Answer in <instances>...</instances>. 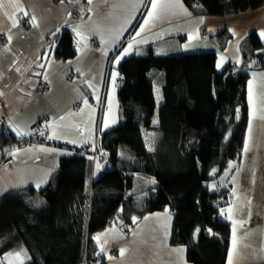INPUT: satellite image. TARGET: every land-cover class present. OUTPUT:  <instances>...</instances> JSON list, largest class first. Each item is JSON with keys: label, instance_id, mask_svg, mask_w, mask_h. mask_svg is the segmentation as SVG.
Listing matches in <instances>:
<instances>
[{"label": "crops", "instance_id": "obj_1", "mask_svg": "<svg viewBox=\"0 0 264 264\" xmlns=\"http://www.w3.org/2000/svg\"><path fill=\"white\" fill-rule=\"evenodd\" d=\"M178 3L187 13L175 6L177 0H0V130L28 139L33 126L41 124L48 140L5 147L15 163L0 164V198L15 189L41 190L61 158L83 148L92 153L91 190L108 169L95 152L101 133L122 121L120 64L150 54L214 52L217 71L245 66L249 74L242 157L222 173L231 182L226 181L231 192L224 207L230 223L226 264H264V68L257 67L256 58L245 63L248 37L256 32L264 43V5L214 16ZM68 30L77 56L62 61L56 36ZM258 52L264 57V49ZM160 84L155 87L158 107L164 99ZM147 133L158 137V131ZM173 226V215L165 210L130 228L114 222L94 238L106 264H189L187 248L172 243ZM0 264H5L1 256Z\"/></svg>", "mask_w": 264, "mask_h": 264}, {"label": "trees", "instance_id": "obj_2", "mask_svg": "<svg viewBox=\"0 0 264 264\" xmlns=\"http://www.w3.org/2000/svg\"><path fill=\"white\" fill-rule=\"evenodd\" d=\"M183 2L214 16L264 5V0ZM56 38L57 58L74 59L73 33L63 31ZM245 49V63L256 58L257 67L264 68L263 54L256 53L264 43L256 32L248 37ZM216 64L214 52L150 54L122 62L118 68L123 81L122 121L101 133L99 145L108 169L89 190L92 153L75 149L73 155L61 158L58 170L41 190L5 193L0 198V256L14 255L19 264H106L96 234L114 222L130 228L135 218L139 221L148 213L169 210L174 218L172 243L187 248L189 264H226L230 223L220 214L231 188L211 190L207 183L221 176L230 161L242 157L249 74L245 66H228L219 72ZM157 84L164 98L160 107ZM149 131H158L152 150L146 141ZM35 142L0 130L2 155H10V149H5L9 143L21 147ZM139 177L154 180V186L136 194ZM21 249L28 257L15 256Z\"/></svg>", "mask_w": 264, "mask_h": 264}, {"label": "rangeland", "instance_id": "obj_3", "mask_svg": "<svg viewBox=\"0 0 264 264\" xmlns=\"http://www.w3.org/2000/svg\"><path fill=\"white\" fill-rule=\"evenodd\" d=\"M156 136L157 135H155V133H150V134L149 133H146V138H147L146 141H147V144H149L151 150L155 147V144L157 143L158 137H156ZM95 152H96V154L98 156H100V150H99V148H96V151ZM225 174L224 175L222 174L223 176L221 175V176L215 178L214 180H211L209 183H207L208 187L211 190H217V189H220L221 190V189H223L225 187V185H226V181L229 182L228 179L225 180V178H226ZM229 183L231 184V182H229ZM154 184H155V181L154 180L148 179L146 177H139V178H137V181H136V190H135V192H136V194L137 193H140V192L142 193L146 189L152 188L154 186ZM148 214H150V213H148ZM142 218L140 217L139 221ZM19 253H22V255H25V256L28 257V255H27V253H26V251L24 249H21L19 251ZM1 258H2L3 262L5 261V264H19L18 263V260L14 257V255H10L9 258H5V257H1Z\"/></svg>", "mask_w": 264, "mask_h": 264}, {"label": "built area", "instance_id": "obj_4", "mask_svg": "<svg viewBox=\"0 0 264 264\" xmlns=\"http://www.w3.org/2000/svg\"><path fill=\"white\" fill-rule=\"evenodd\" d=\"M32 130L33 131H32L30 138H33L34 140H36L38 142H43L47 138L46 137L47 128L43 127L41 124H37V125L33 126ZM0 146H1V144H0ZM100 155H101L100 159L105 161L106 159H105V156L103 155V153H100ZM13 163H14V158L12 156L2 155V153L0 152V164L2 166L10 167L13 165ZM228 213H229L228 208H223L221 210L220 219H222V218L227 219Z\"/></svg>", "mask_w": 264, "mask_h": 264}, {"label": "snow or ice", "instance_id": "obj_5", "mask_svg": "<svg viewBox=\"0 0 264 264\" xmlns=\"http://www.w3.org/2000/svg\"><path fill=\"white\" fill-rule=\"evenodd\" d=\"M89 3H91V0H89ZM2 6H3V5H0V7H2ZM175 6L180 7L181 9H183V5L179 4V3H178V0H177V4H176ZM156 7H157L156 3L153 2V5H152L153 11H155ZM183 11H184L185 13H187V10H186V9H183ZM149 16H150V18H153V17H152V13H149ZM32 19L34 20L35 17H33ZM261 35H264V32H262ZM9 39H11V37H9ZM131 47H132V45L129 44V45H128V48H131ZM124 52H125V54H127V49H125ZM117 63H118V61H117ZM61 119H63V118H61ZM18 134H20V135H26V134H28V133H18ZM197 231H198V230H197ZM176 251H182V250L177 249ZM123 253H124V249H121V254L123 255ZM20 255H21V253H16V254H15V256H16L17 258L20 257ZM109 259H111V257H109Z\"/></svg>", "mask_w": 264, "mask_h": 264}, {"label": "water", "instance_id": "obj_6", "mask_svg": "<svg viewBox=\"0 0 264 264\" xmlns=\"http://www.w3.org/2000/svg\"><path fill=\"white\" fill-rule=\"evenodd\" d=\"M137 222H138V219H137V218H135V219H134V223L136 224Z\"/></svg>", "mask_w": 264, "mask_h": 264}]
</instances>
